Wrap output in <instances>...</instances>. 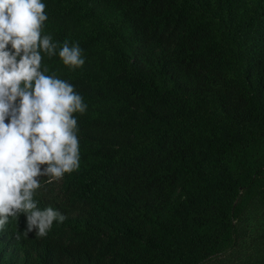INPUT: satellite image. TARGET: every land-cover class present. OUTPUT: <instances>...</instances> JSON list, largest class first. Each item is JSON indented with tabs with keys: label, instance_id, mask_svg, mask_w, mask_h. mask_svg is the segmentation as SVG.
<instances>
[{
	"label": "trees",
	"instance_id": "obj_1",
	"mask_svg": "<svg viewBox=\"0 0 264 264\" xmlns=\"http://www.w3.org/2000/svg\"><path fill=\"white\" fill-rule=\"evenodd\" d=\"M85 63L80 167L41 188L66 217L0 230V264H205L264 207V0H42ZM7 122V121H6ZM43 167V166H42ZM40 179H46L41 177Z\"/></svg>",
	"mask_w": 264,
	"mask_h": 264
},
{
	"label": "clouds",
	"instance_id": "obj_2",
	"mask_svg": "<svg viewBox=\"0 0 264 264\" xmlns=\"http://www.w3.org/2000/svg\"><path fill=\"white\" fill-rule=\"evenodd\" d=\"M47 20L42 0H0V230L23 214L17 241L34 230L46 237L54 222H64L58 209L39 206L37 193L80 167L77 114L88 106L44 58L58 56L75 70L85 63L83 49L54 41Z\"/></svg>",
	"mask_w": 264,
	"mask_h": 264
},
{
	"label": "rangeland",
	"instance_id": "obj_3",
	"mask_svg": "<svg viewBox=\"0 0 264 264\" xmlns=\"http://www.w3.org/2000/svg\"><path fill=\"white\" fill-rule=\"evenodd\" d=\"M238 232L231 250L205 264H264V207L253 203L238 223Z\"/></svg>",
	"mask_w": 264,
	"mask_h": 264
}]
</instances>
